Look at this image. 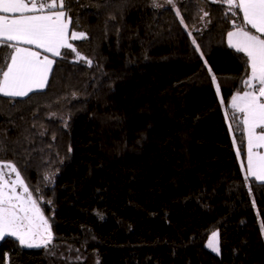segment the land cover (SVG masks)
<instances>
[{
    "label": "trees",
    "instance_id": "obj_1",
    "mask_svg": "<svg viewBox=\"0 0 264 264\" xmlns=\"http://www.w3.org/2000/svg\"><path fill=\"white\" fill-rule=\"evenodd\" d=\"M63 9L86 34L72 40L85 59L62 49L46 87L0 94V160L19 168L54 240H0V264H264V181L243 169L231 108L250 74L227 44L242 12L224 0ZM10 51L0 47V70ZM215 227L219 253L205 245Z\"/></svg>",
    "mask_w": 264,
    "mask_h": 264
},
{
    "label": "snow or ice",
    "instance_id": "obj_2",
    "mask_svg": "<svg viewBox=\"0 0 264 264\" xmlns=\"http://www.w3.org/2000/svg\"><path fill=\"white\" fill-rule=\"evenodd\" d=\"M174 6V0H167ZM233 15L238 9L243 14V24L235 25L227 32V44L237 53L246 57L250 69L248 78L243 80L246 91L231 97L233 113L242 115V125L247 138L248 172L264 181V155L254 149L264 148V0H224ZM64 0L40 3L36 0H0V47L10 49V63L6 70H0V94L5 97H25L47 85L53 59L25 45L35 46L51 53L62 55L61 49L76 52L71 40L86 38L83 32L73 31L69 37L70 18L63 9ZM45 8L48 9L45 12ZM11 14V15H9ZM179 16V11H177ZM208 15L207 12L204 13ZM181 23L183 19L181 18ZM248 26L256 34L248 30ZM191 35V33H189ZM196 51L200 47L193 39ZM80 59H85L76 52ZM203 56V53H201ZM90 66L92 61H86ZM211 71V69H209ZM216 78L213 76V82ZM258 86V87H257ZM219 91V86H217ZM257 129H261L258 133ZM7 169V171H5ZM14 174L15 178L11 176ZM8 177V178H6ZM17 189H20L18 191ZM218 233L213 232L208 247L219 252ZM14 238L19 245L27 248L46 247L52 240L48 219L37 200L22 178L20 171L11 162L0 161V240Z\"/></svg>",
    "mask_w": 264,
    "mask_h": 264
},
{
    "label": "crops",
    "instance_id": "obj_3",
    "mask_svg": "<svg viewBox=\"0 0 264 264\" xmlns=\"http://www.w3.org/2000/svg\"><path fill=\"white\" fill-rule=\"evenodd\" d=\"M26 2H27V0H26ZM42 2H43L42 0H36L37 6L39 7V4L42 3ZM44 3H45V2H44ZM53 10H55V11H59V10H61L60 7H59V2H57V8H55V9H53ZM62 10H64V9H62ZM47 11H48V9L45 8V12H47ZM64 11H65V10H64ZM65 12H66V11H65ZM9 15H11V14H9ZM66 16L69 17V15H68L67 13H66ZM69 18H70V17H69ZM70 21H71V19H70ZM73 31H75V30H72V28H71V22H70V24H69V37H71V33H72ZM76 32H79V31H76ZM253 34H256V33L253 32ZM69 42L72 43V40L69 39ZM25 47H30V48H32V50H34V51H39V52H40V55H41V59H42L45 55H47V56L49 57V59H53V60L55 61V57H53L51 53H46V52H44L43 49H36L34 45H33V46L25 45ZM61 51H62V49H61ZM8 63H10V60H9ZM53 65H54V64H53ZM53 65H52V68H53ZM51 71H52V70H51ZM50 73H51V72H50ZM50 73H49V76H50ZM49 76H48V79H49ZM47 82H48V81H47ZM257 87H258V86H257ZM245 90H247V89H244L243 91H245ZM243 91H240V92L242 93ZM235 94H236V93H235ZM235 94H234V95H235ZM260 131H261V129H257V132H258V133H259ZM254 151L260 153L261 155H264V148L254 149ZM247 165H248V156H247V138H246V156H245V159H244L243 162H242V166H243V167L245 166V168H248ZM245 168H244V169H245ZM255 178H256V177H255Z\"/></svg>",
    "mask_w": 264,
    "mask_h": 264
},
{
    "label": "rangeland",
    "instance_id": "obj_4",
    "mask_svg": "<svg viewBox=\"0 0 264 264\" xmlns=\"http://www.w3.org/2000/svg\"><path fill=\"white\" fill-rule=\"evenodd\" d=\"M231 30H233V29H231ZM231 30H229V31H231ZM248 90V89H247ZM246 91V90H245ZM219 92V94H220V90L218 91ZM238 154H239V160H240V162H241V164H242V162H243V159H242V157H241V154L238 152ZM0 161H3V160H0ZM4 162H9V161H4ZM12 163V162H11ZM14 164V163H13ZM15 165V164H14ZM16 166V165H15ZM16 168L19 170V168L16 166ZM245 168V166L243 167V169ZM245 170V172L246 173H248V174H250L249 172H248V168H245L244 169ZM5 171H7V169H5ZM20 171V170H19ZM21 173V172H20ZM21 176H22V174H21ZM6 178H8V177H6ZM11 178L12 179H14L15 178V176H14V174H12V176H11ZM22 178H23V176H22ZM24 179V178H23ZM25 180V179H24ZM25 183L27 184V182L25 181ZM28 185V184H27ZM29 187V186H28ZM18 191H20V189H17ZM29 190L31 191V189L29 188ZM32 192V191H31ZM33 194V193H32ZM33 198L34 199H36V197L34 196V194H33ZM37 200V199H36ZM37 203H38V200H37ZM38 205H39V207H40V204L38 203ZM41 208V207H40ZM41 210H42V208H41ZM43 211V210H42ZM43 213H44V211H43ZM44 215H45V213H44ZM45 217L47 218V216L45 215ZM48 219V218H47ZM48 222H49V226H50V229H51V232H52V240H51V242L54 240V230H53V227H52V224H51V222H50V220L48 219ZM213 232H217L218 234H219V229L218 228H213V229H211L210 230V232H209V234H208V236H207V238H206V240H205V245H206V247L209 249V250H211L212 252H214V253H217V252H215V251H213L212 249H210L207 245H208V242H209V238L211 237V235H212V233ZM218 241H219V243H218V247H219V252H220V239H219V235H218ZM218 252V253H219Z\"/></svg>",
    "mask_w": 264,
    "mask_h": 264
}]
</instances>
